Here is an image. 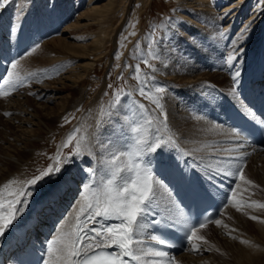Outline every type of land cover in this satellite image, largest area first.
<instances>
[{
  "label": "bare ground",
  "instance_id": "1",
  "mask_svg": "<svg viewBox=\"0 0 264 264\" xmlns=\"http://www.w3.org/2000/svg\"><path fill=\"white\" fill-rule=\"evenodd\" d=\"M76 1H80L77 6V10H80L81 2L83 0ZM128 1L129 0H88L87 5L85 6V11L78 13L75 18H73L74 21L62 29L59 36H56V38L53 37L49 42L47 41L42 45L40 44V46H38V44L37 47L35 46L32 48L24 55V57L15 63L17 67L15 69L12 68V72L15 71L20 74L24 73V75L25 73H31L32 71L38 76L41 74L38 70L47 65H50L51 67L55 66L57 72L65 73L58 75L57 79L49 82H47V79L46 82L43 80L40 84L34 79L35 81L31 83L32 85L29 84L28 86H31L29 92L27 91L28 87L26 85L19 94H10L7 99H2L0 102V182H6L12 179L14 181L19 180L20 178L18 177H21L20 173L23 171L21 169L22 163H20L22 155H24L25 152L32 153L37 147L35 143L40 138L38 134L53 131L51 130V120H54L55 117L51 114L53 110L50 107L48 108L46 103L62 100L63 103L66 104L61 108L63 111L65 106H70L71 104L72 106L70 109L73 110L77 104L83 105V102L89 105L92 104L90 107L97 104V102H100V94L97 95L95 99L87 102V97L81 88V84L85 79L86 74H88V71L94 66V63L103 57L100 54L105 48V43L108 40V37L115 29L112 25V18L117 16L121 22L125 19L127 14L126 2ZM179 1L181 4L189 5L187 6L189 9L186 10L185 20L187 22L191 21L194 26L183 29L178 27L177 31L184 36L185 39L191 37L189 41H193L195 44H204V42L210 41V37L214 40L212 41L214 43V50L209 49L210 47L205 45L203 48H200V51H207V53L204 55L196 54L195 61L188 59L187 56H185V45L182 46L178 43H175V46L172 47V54L170 56L167 58L163 57L162 63L159 65V74L163 77H160V80L169 86L173 92L179 94L181 100L196 93H200L199 90L201 91V88L204 90V87L208 85H219L228 88L227 82L229 79L219 70L218 64L220 63V57L222 55L228 57V55L233 52L234 48L241 49L239 53H236L237 57L240 58V61H244L248 54H251L249 56V59H251L257 50V56L254 57L255 62H258L260 55L264 56V0ZM42 2L46 3L45 6L49 3L47 0H42ZM116 3L121 5L117 10V6H115ZM49 4L51 7L48 12L52 15L51 18H53L55 14H57L62 20L67 17L66 14L68 12L64 6L58 4L54 6L52 2ZM62 4L64 5V3ZM7 9V12L10 13L11 9ZM192 11V14L195 16L194 20H191ZM5 18L6 17H3V20H0V22L3 23L0 25V34L7 35L10 32H7L8 26L5 23ZM16 21L13 20L14 23L11 25V30L13 31H15L18 25H20L17 24ZM214 28H218L219 30H213ZM219 35H222L223 40L216 45V42L219 41ZM87 37L89 39L88 43L84 41ZM49 46H51L52 49H48ZM258 46L259 48H257ZM218 52H221L220 54H222L219 59L217 56ZM201 57H204V60L200 59ZM198 58L203 61L202 64L200 63V66L198 65V62H196ZM249 62L250 61L247 63ZM63 63H66V65ZM207 68H217L218 70L217 72H214L215 70L211 72L210 70H207ZM74 89L78 91L77 96L79 99L77 101L70 100V96H72L70 91ZM28 93L30 94L29 97L25 95ZM62 94H65V96ZM23 95L25 96L23 97ZM175 97L178 96L173 94L167 98V102H169V112H162V114L168 117L167 121L169 120V124H166L163 118L158 117L159 113L155 112L156 108L150 111V115L153 114L152 117L157 119L155 120L153 118V122L156 121L158 124L157 131L161 134L165 133V136L160 137L163 139L167 138L166 135L169 133L172 137L175 136V139L179 144L185 145L186 148L188 147L189 152L194 154L197 153L201 156H209L213 151H215L214 154H219V151H222L221 149H232L228 145L221 144V140L226 136H223L224 132L222 129L212 125L209 121L203 118L201 119L188 108H186L185 111L178 110L177 107L174 106L176 105ZM31 99H33V101L43 99V101L42 104H38V107H35L31 104ZM156 111H158V109ZM116 114L119 116V114L121 115L123 113L119 110L115 115ZM3 117H6L8 121L2 120ZM89 117H93L92 113H90L87 118L82 117V120L79 121L80 127L83 130L87 127V119V122H90ZM121 117L118 121H114L115 128L109 130L106 135L101 134L103 136H101V138L99 137L98 141L95 139L89 142L87 141L88 143L82 142L80 146L82 153L85 156L91 157L90 161L92 160V163L94 164L93 169L97 171V174H101L102 176L99 181L95 180L96 185L99 184L98 182H101V180H106V174L113 168V165L110 163L112 157L121 154L120 148L123 140L130 136L128 133L130 131L129 126L124 125L122 130H118V127L121 126L119 123H122ZM199 129H204L207 133L201 134ZM162 131L164 133H162ZM91 136L93 135L90 134V139ZM142 138L145 139L144 141H146V139H151L150 141H153L154 137ZM168 145L170 144H167V146ZM143 146L145 147L146 145ZM164 146L165 145L162 147ZM117 163L120 167H124L127 162L124 157L121 156ZM11 167L16 170L15 174L11 173ZM72 170L73 169L70 168L67 170L68 173L66 172L65 175L59 179H54L51 182V185L44 190L45 192L43 195H55L60 191V188L73 184L74 181L72 177H70L74 175ZM260 174L264 175V150L251 154L245 162V168L243 169V175H252V179L255 181L258 180V182L263 185L264 178H262ZM237 183L238 187L234 191L235 194L238 189L242 191L246 186L240 184L241 179ZM259 186L261 187V185ZM16 187L17 185H12L13 190L19 191ZM21 191L22 189L20 192ZM82 203L83 200L81 197L76 202V206H74L75 208L72 209L70 214H68L61 227L69 226L74 223L76 214ZM230 207L231 205H228L224 208L218 219L219 221L224 214L228 212ZM263 214L264 212H261L260 210L251 214L250 216L257 218L254 219L255 223L253 224L249 223L247 220L244 221L246 228L243 230V233L241 232L244 235L240 236L245 237L248 240H242L238 243L240 247L234 258L236 259L235 264H264V246L262 245V242L264 243V219L261 218L263 217ZM18 215H20V213ZM248 217L246 216L245 218ZM252 217L251 220H253ZM233 218L235 219L233 222H235L236 227V224L238 225V223H240V217L237 214L233 215ZM244 223L242 224L244 225ZM212 226H215L216 228L211 235V238L214 241L223 238V235H227L229 233L228 230L231 228L229 221L224 222L221 225H217L213 222L196 230V234L201 235L205 230ZM12 227L13 226H11V228ZM253 229L256 231V235L251 236L249 232L251 233V230ZM4 233L2 236H4L5 241H7L8 234ZM246 241L251 244L246 243ZM207 243H205V246ZM205 250L206 249L201 246L200 250L196 251V255H192L191 252L183 253L180 254L176 260H178V263L180 262L182 264H214V261L210 259L212 254H208L209 256L201 258L196 257L198 254H203ZM215 264L218 263L215 262Z\"/></svg>",
  "mask_w": 264,
  "mask_h": 264
},
{
  "label": "rangeland",
  "instance_id": "2",
  "mask_svg": "<svg viewBox=\"0 0 264 264\" xmlns=\"http://www.w3.org/2000/svg\"><path fill=\"white\" fill-rule=\"evenodd\" d=\"M47 2H52L54 6L57 4L60 6H64L69 13L67 14L69 18L67 17L68 19L65 21L64 25L60 24L59 32H57V34L53 36L54 38H56V36L60 35L59 33H61L62 29L65 26L71 24V22L74 21L73 18H75L78 13L85 11V6L87 5L88 0H83L81 2L82 7L80 6V10H77V6L80 1L77 2L76 0H47ZM49 3L47 4V6H51ZM62 3H64V5ZM45 5L46 3L42 2V0H7V3L4 5V7L0 8V20H3V17H6L5 23L7 24V26L8 23H10L9 26L12 27L11 25H13L14 23L13 20H18V17L20 19L27 14H45L47 7ZM126 5L127 14L125 16V19L121 22L119 20V17L117 18V16L112 18V25L115 29L108 37V40L105 43V48L100 54L103 57L94 63V66L88 71V74H86L85 79L81 84V88L86 94L85 96L87 97V102H89V100L95 99L99 94L100 102H97V104L92 107H90L92 104L89 105L83 102V105L77 104L73 110L70 109L72 106L71 104L70 106H65V109L63 111L61 108L66 104H64L62 100L46 103L48 108L50 107L53 110L51 114L55 117L54 120H51V130L53 131L42 132L40 134L36 133L40 137L39 140H37V142L35 143L37 147L33 150L32 153L25 152L24 155H22V160L20 163H22L21 169L23 171H21L20 173L21 177H18L20 179L17 181L15 180V185H17L16 188H18L19 191L22 189L21 192L28 193V195H26L27 200L34 196L33 194H29V187L26 188V184H28L29 180L40 175L42 171L46 170L50 166H55L57 164L58 155L60 156L62 161L65 158L71 161L72 167H75V165L78 166L79 161L82 160V158L85 156L82 153L81 149H79V153H77V144L81 146L82 142L88 143L89 141L95 139L98 141V138H101V136H103L101 134L106 135L109 130L115 128L114 121H118L121 115L122 120L124 119V117L125 119L135 120V127H137L136 129H139L141 127L143 120H146L143 123V127L146 128V131L144 130V133L141 135V137L150 138L155 137V135L165 136V133L163 131L162 133L164 134H161L159 131H157L158 124L156 123V121L153 122L155 117H152L153 114L150 115V111L156 108L155 112L159 113L158 117L163 118L164 122L166 124H169V120L167 121L168 117L162 114V112H169V102H167V98H169L170 95L174 94L178 96L175 97L176 105L174 106H176L180 111H185V106L180 98V95L173 92L171 89H169V86H167L160 80L163 77L159 74V65L162 63L163 57L167 58L172 54V47L175 46V43L181 44L182 46L185 45V56H187L188 59L195 61V55H200L204 52L200 51V48H203L205 45H208V47L214 46V43L212 42L214 40H212L210 37V41H206L204 42V44H195L193 41H189L191 37L189 39H185V37L177 31L178 27L180 29H183L194 26L191 21L187 22L185 20L186 10L189 9L187 6L189 5L181 4L179 0H129L128 2H126ZM115 6H117V10L121 5H118V3H116ZM7 8L11 9L10 13L7 12ZM192 13L193 11L191 12V20H194L195 16ZM11 16H17V18L13 17L11 19ZM6 21H8V23ZM20 21L21 20L16 21L17 24H21ZM1 23L2 22H0V25L3 24ZM215 29L219 30L218 28H214L213 30ZM53 37L46 38L45 40L41 41L38 46H40V44L42 45L46 43L47 41L49 42L50 39H53ZM87 39L85 38L84 40L86 43H88L89 41V39ZM219 39L221 40L220 35ZM259 46L257 48H259ZM48 49H52L51 46H49ZM257 52L258 50L251 59H249V56L251 54H248V56H246L245 58V62H251L252 60H255L254 57L257 56ZM198 60L196 62L199 63ZM145 61H147V63H145ZM63 64L66 65V63ZM137 69H139V72H137ZM207 70H210L211 72L215 70L214 72H217L218 69L207 68ZM38 72L41 73L39 75L37 74L38 76H36V74H34L32 71L31 73H25V75L29 74L31 79L28 80L17 92L12 94H19L26 87V85L27 87L29 86V84L32 85L31 83H33L35 80L38 84H40L43 80L46 82V79L47 82H49L51 80L57 79L58 75L65 73L57 72V68H55V66L51 67L50 65L40 68ZM23 75L24 73L20 74V76ZM30 87L27 88L28 92L30 90ZM157 87H162L165 89V91L162 93H158L156 92ZM141 88H143L144 91L149 94V96L158 99L162 107L158 108L156 104L152 102V99H149L146 96H142L140 94ZM72 91H70V93L72 94V96H70V100L77 101L79 99L77 96L78 91L76 89ZM201 91H203V88H201ZM25 95H27L28 97L30 96L29 93ZM25 95H23V97ZM62 95L65 96V94ZM7 98L8 97H0V102L2 101V99L5 100ZM42 101L43 99H37L36 101H33V99H31V104L35 107H38V104H42ZM140 105H143L144 107L141 108ZM122 109L126 111V116L123 114H119V116H117V114L115 115L116 112H118L119 110L121 111ZM157 109L158 111H156ZM90 113H92L95 119L93 117H89L90 122H87V119V127L83 130L80 127L79 121L82 120V117L87 118ZM2 120L8 121L6 117H3ZM95 120L97 121V123ZM149 121L151 123H148ZM200 133H207V131L202 129L200 130ZM90 134L94 136H91V139ZM70 135L73 137L71 142H69L68 139ZM150 142L152 143V141ZM65 152L72 153L66 154ZM60 167H64L63 163L60 164ZM11 169V173L15 174L16 170L13 169V167H11ZM63 174L64 172L60 175ZM95 174H97V171ZM98 176L99 174H97L95 180L99 181L101 177ZM260 176L264 178V175L260 174ZM55 178L56 177L53 176L51 180ZM244 178L245 180L251 181L250 184L245 183V180H243L244 183H240L241 185H246V196L243 193L245 192V188H243L241 191V193H243L244 195H241V198L245 199V202L242 203L244 205L240 206L239 208L241 209L237 211L230 208L228 212H226V214H224V216L220 219V225L224 222L229 221L231 227L228 230L229 233L227 235H223V238H219L214 241L211 238V235L216 229L215 226L209 227V229L205 230V232L201 234L202 237L205 238V240L200 241L201 245H199L198 248L200 249L202 246L206 250L203 252V254H198L196 256L197 258L209 256L208 254H212V256H210V259L214 261V264L215 262L218 264H235L236 259L234 258L240 247L238 243L242 240H248L245 237L240 236L244 235L242 233L246 228L244 221L247 220L249 223L253 224L255 223V220H251L252 216L250 215L258 212L259 210L261 212H264V207L260 206L264 205V184L262 185L260 184V182H258V180L255 181L254 179H252V175H245ZM51 180L49 178L44 179L42 182H40L39 185H37V189L40 190L39 188H41L42 190H44L45 185ZM7 182L8 181L0 182V188H2ZM256 183L261 185V187ZM24 188L25 190H23ZM39 193L40 192H37V196L39 195ZM42 195L43 194H41L40 196ZM7 198L11 199V197ZM32 199L33 200L31 204L36 200V198ZM253 201L256 203H254V205L250 207V205L248 204L252 203ZM74 206H76V203ZM28 208H32V206H30L29 204L27 205V207L23 208L21 212L19 211L20 215H18V212L16 218L14 219L15 222L13 221L8 228L14 226V223H17V221H19L20 219L23 220L27 213L26 211H28ZM74 208L75 207H73V209ZM21 214L23 215V217ZM237 214L240 217V223H238V225L236 224L235 227V222H233L235 219L233 218V215ZM246 216L248 218H245ZM261 218L264 219V214ZM242 223H244V225ZM8 228L5 230V233L9 231ZM251 231V233L249 232L251 236L256 235V231L254 229ZM2 235L0 237V240H2ZM205 243H207L206 246ZM246 243L249 242L246 241ZM262 245L264 246L263 242ZM193 254L196 255L195 253H192V255ZM179 264L182 263L179 262Z\"/></svg>",
  "mask_w": 264,
  "mask_h": 264
},
{
  "label": "snow or ice",
  "instance_id": "3",
  "mask_svg": "<svg viewBox=\"0 0 264 264\" xmlns=\"http://www.w3.org/2000/svg\"><path fill=\"white\" fill-rule=\"evenodd\" d=\"M7 0H0V8L4 7ZM241 51L240 48H234L233 52L227 57V61L231 63L238 57L236 53ZM147 63V61H145ZM17 65L14 63L12 68L15 69ZM139 72V69H137ZM239 76V72L233 75V79ZM22 77L18 72H9L8 78L4 79V84L11 90L15 88L18 82H22ZM111 87V86H110ZM165 89L157 87L156 92L162 93ZM8 95L9 92L2 93ZM140 94L152 99L158 108L162 107L159 100L149 96L143 88L140 89ZM143 108V105H140ZM149 123H151L149 121ZM139 132V129H134ZM235 131V130H233ZM69 142L73 137L69 136ZM171 140V138H169ZM164 143L162 140H157L155 144L137 140V145H146V147H137L134 151L114 155L110 161L113 168L106 180H102L95 187L85 185V194L82 196L83 203L81 204L74 223L69 226H62L57 230L51 240L48 241L47 252L49 259L45 264H129V260L136 261L137 264H157V262H149L142 259L141 255L137 254L135 245H140L143 241L137 239V236L146 227L144 218L152 210L154 206L153 197L155 195L154 182L151 175V170L148 165L141 166L137 160H141L143 154L148 151H156L160 145ZM242 147V145H240ZM80 145L77 144V153H79ZM121 156H127V163L124 167L118 165ZM239 159V157H237ZM63 163L64 167H60ZM71 161L65 158L63 161L60 156H57V164L42 171L40 175L28 181L29 185H35L37 182L46 178L51 179L55 176L59 179L60 174L65 170L70 169ZM217 172H224L223 168H217ZM239 178L245 180L243 175V168L237 166ZM88 172H93L92 168ZM226 174L232 175L231 171ZM16 181L9 180L2 188H0V235L12 224L16 218V214L20 211L16 207L17 204H22L19 199L20 196L28 195L27 192H20L12 190V185ZM245 183L251 181L245 180ZM207 191L205 195H207ZM7 197H11L8 199ZM233 200H235V192H233ZM238 207L237 203L233 204ZM264 207V205H260ZM97 218L103 220L116 219L118 224H101L100 228L89 227V223H99ZM252 219H257L252 217ZM160 223V221H155ZM217 225L221 221H215ZM204 225H201L203 227ZM89 233H92L89 235ZM188 239L203 241L204 237L197 236L193 229ZM151 241L164 245L167 242L160 236L151 235ZM206 242V241H205ZM118 248L120 251L115 255L111 251L105 254L102 249ZM193 250L200 249L194 244ZM143 256L151 257H165L168 253L162 250L149 249L147 251L141 250ZM128 258V259H125ZM169 264H173L169 261Z\"/></svg>",
  "mask_w": 264,
  "mask_h": 264
}]
</instances>
